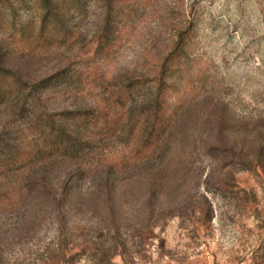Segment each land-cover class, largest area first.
I'll list each match as a JSON object with an SVG mask.
<instances>
[{
    "label": "rangeland",
    "instance_id": "1",
    "mask_svg": "<svg viewBox=\"0 0 264 264\" xmlns=\"http://www.w3.org/2000/svg\"><path fill=\"white\" fill-rule=\"evenodd\" d=\"M105 6L83 0L76 43L40 49L16 33L36 21L37 0H0V65L31 78L67 63L92 70L82 93L40 95L58 111L96 102L105 83L152 78L170 55L168 147L138 165L85 164L66 181V163L52 165L51 185L33 173L22 197L0 203V264H264V0H113L129 12L122 44L94 57ZM10 113L0 107V127ZM13 124L34 140L31 124ZM127 141L116 137L106 154Z\"/></svg>",
    "mask_w": 264,
    "mask_h": 264
},
{
    "label": "trees",
    "instance_id": "2",
    "mask_svg": "<svg viewBox=\"0 0 264 264\" xmlns=\"http://www.w3.org/2000/svg\"><path fill=\"white\" fill-rule=\"evenodd\" d=\"M106 1L90 47L94 57L105 58L121 46V19L129 13L122 14L112 6L113 0ZM82 3L83 0H37L36 21L16 33L29 48L49 49L76 43L74 15ZM169 59L170 55L160 61V70L152 78L127 77L105 83L104 95L96 102L82 101L58 111L40 106V95L50 86L82 93L92 70L67 63L50 74L31 78L0 65V107L11 110L0 127V203L9 200L12 204L22 197L28 187L36 184L30 181L33 173L51 185L47 170L52 165L66 163L62 178L66 181L77 173H86L85 164L92 165V170H103L104 166L138 165L160 156L168 147L173 123V112L166 104ZM16 120L32 125L36 132L34 140L25 142L14 133ZM123 135L128 137L125 152L107 155L105 146ZM19 174L23 178L21 183L8 180L10 175Z\"/></svg>",
    "mask_w": 264,
    "mask_h": 264
}]
</instances>
